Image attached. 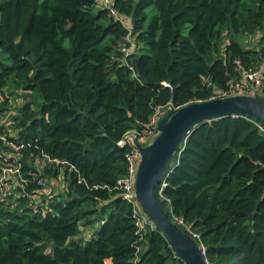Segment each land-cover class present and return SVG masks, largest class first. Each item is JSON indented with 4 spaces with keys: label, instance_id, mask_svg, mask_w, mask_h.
<instances>
[{
    "label": "trees",
    "instance_id": "trees-1",
    "mask_svg": "<svg viewBox=\"0 0 264 264\" xmlns=\"http://www.w3.org/2000/svg\"><path fill=\"white\" fill-rule=\"evenodd\" d=\"M110 2L117 16L98 0H0V264H184L122 198L132 146L118 143L157 107L226 90L237 61L263 62L264 0ZM259 126H197L155 188L208 264H264Z\"/></svg>",
    "mask_w": 264,
    "mask_h": 264
},
{
    "label": "water",
    "instance_id": "water-1",
    "mask_svg": "<svg viewBox=\"0 0 264 264\" xmlns=\"http://www.w3.org/2000/svg\"><path fill=\"white\" fill-rule=\"evenodd\" d=\"M242 115L264 126V97L232 95L190 103L176 112L168 110L157 122L154 140L144 147L135 143L140 156L134 185L137 204L184 264H206V261L195 239L182 232L158 204L155 188L166 174L181 143L197 126L224 117Z\"/></svg>",
    "mask_w": 264,
    "mask_h": 264
},
{
    "label": "built area",
    "instance_id": "built-area-1",
    "mask_svg": "<svg viewBox=\"0 0 264 264\" xmlns=\"http://www.w3.org/2000/svg\"><path fill=\"white\" fill-rule=\"evenodd\" d=\"M101 3L104 7L111 9L110 13L113 16L118 15L116 11L111 8L110 0H102ZM127 27L129 26L127 25ZM129 39H130L129 37H126L125 41H129ZM122 50L125 52L126 48H123ZM236 66L239 72L238 78L230 80L227 89L224 91L222 90L218 91L217 96L212 97V99L224 98L232 95H248V96L259 95L264 97V61L255 67H245L241 64V62L237 61ZM164 86L169 87L168 84H164ZM167 110L173 111L171 106L157 107L155 109L154 115L151 117L148 126L140 135L136 136L134 132H130L127 134L126 138L123 141L118 143L120 147L124 145L132 146V149L127 157V174L125 177L117 181V185L119 190L121 191L122 198L125 201L131 203L136 208L134 209V215L138 220L139 226L143 225L142 223L146 222V218L144 217V214L139 208L135 198L134 185H135V178H136L138 165L140 162L138 148L136 147L135 143L137 142L138 144L144 147L148 145L156 137L157 122L160 116ZM259 130L261 132H264V128L261 126H259ZM13 150L17 151L18 148L14 147ZM56 163H60V162L56 161ZM6 171L9 173H14L12 169H7ZM4 179H5V172L2 175V180ZM38 184L42 185L41 182H38ZM5 191H6V187H4V192ZM178 223L184 225L181 220H178ZM184 227L186 228L187 231L186 234L191 236L193 239L199 238L198 235L192 233L185 225ZM201 253L203 254V251ZM206 264L208 263L206 262Z\"/></svg>",
    "mask_w": 264,
    "mask_h": 264
},
{
    "label": "rangeland",
    "instance_id": "rangeland-1",
    "mask_svg": "<svg viewBox=\"0 0 264 264\" xmlns=\"http://www.w3.org/2000/svg\"><path fill=\"white\" fill-rule=\"evenodd\" d=\"M98 1H102V0H98ZM238 41L242 44L243 47L247 48V49H251V50H254L256 47H257V43H258V40H257V37L255 36H250V35H246L244 37H238ZM15 104H20L21 101L19 99H15ZM46 182V181H45ZM45 182L43 184H45ZM48 184L47 186L48 187H53L54 189L57 190V192L60 191V184L59 183H56L55 181H50L49 183H46ZM144 222V221H143ZM143 224V223H142ZM93 230V236H95L94 234V230L95 229H92ZM86 232H84L83 234V239H86V238H90L91 237V234H90V237H87L85 235ZM89 234V232H87Z\"/></svg>",
    "mask_w": 264,
    "mask_h": 264
},
{
    "label": "clouds",
    "instance_id": "clouds-1",
    "mask_svg": "<svg viewBox=\"0 0 264 264\" xmlns=\"http://www.w3.org/2000/svg\"><path fill=\"white\" fill-rule=\"evenodd\" d=\"M167 111H168V110H167ZM167 111H166V112H167ZM173 112H175V111H173ZM160 118H161V117H160ZM160 118H159V119H160ZM156 136H157V135H156ZM153 140H154V139H153ZM153 140H152V141H153ZM152 141H151V142H152ZM151 142H150V143H151ZM150 143H149V144H150ZM146 146H147V145H146Z\"/></svg>",
    "mask_w": 264,
    "mask_h": 264
}]
</instances>
